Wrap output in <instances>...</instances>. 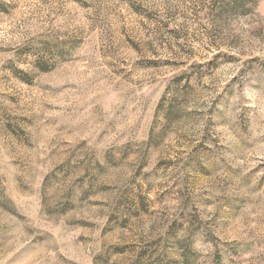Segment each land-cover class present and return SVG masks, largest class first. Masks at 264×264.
<instances>
[{
	"label": "rangeland",
	"instance_id": "1",
	"mask_svg": "<svg viewBox=\"0 0 264 264\" xmlns=\"http://www.w3.org/2000/svg\"><path fill=\"white\" fill-rule=\"evenodd\" d=\"M0 264H264V0H0Z\"/></svg>",
	"mask_w": 264,
	"mask_h": 264
}]
</instances>
